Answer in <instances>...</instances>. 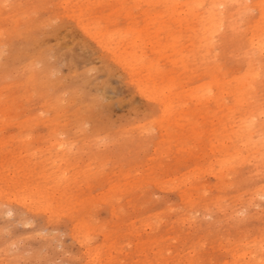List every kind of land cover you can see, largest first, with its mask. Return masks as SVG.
Listing matches in <instances>:
<instances>
[{
  "label": "rangeland",
  "instance_id": "rangeland-1",
  "mask_svg": "<svg viewBox=\"0 0 264 264\" xmlns=\"http://www.w3.org/2000/svg\"><path fill=\"white\" fill-rule=\"evenodd\" d=\"M263 36L264 0H0V264H264Z\"/></svg>",
  "mask_w": 264,
  "mask_h": 264
},
{
  "label": "bare ground",
  "instance_id": "bare-ground-1",
  "mask_svg": "<svg viewBox=\"0 0 264 264\" xmlns=\"http://www.w3.org/2000/svg\"><path fill=\"white\" fill-rule=\"evenodd\" d=\"M256 43L258 44V46H261L264 49V36L260 37V38H257ZM246 256H247V254H246Z\"/></svg>",
  "mask_w": 264,
  "mask_h": 264
}]
</instances>
